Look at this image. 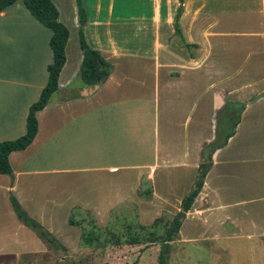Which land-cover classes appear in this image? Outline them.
Masks as SVG:
<instances>
[{
  "label": "crops",
  "instance_id": "crops-1",
  "mask_svg": "<svg viewBox=\"0 0 264 264\" xmlns=\"http://www.w3.org/2000/svg\"><path fill=\"white\" fill-rule=\"evenodd\" d=\"M52 2L69 30L66 60L36 112L33 141L9 154L12 175L0 174V237L17 248L0 256L47 249L35 234L19 249L29 229L11 193L50 230L45 218L73 206L102 222L125 201L149 226L181 211L204 158L210 165L177 241L240 237L264 247V96L253 100L264 92V0H182L190 48L175 34L179 0H82L85 38L112 64L96 85L78 75L76 0ZM51 34L23 0L0 11V141L25 133L28 108L47 83ZM77 229L66 247L79 244Z\"/></svg>",
  "mask_w": 264,
  "mask_h": 264
},
{
  "label": "rangeland",
  "instance_id": "rangeland-1",
  "mask_svg": "<svg viewBox=\"0 0 264 264\" xmlns=\"http://www.w3.org/2000/svg\"><path fill=\"white\" fill-rule=\"evenodd\" d=\"M231 129L232 127H228L227 132ZM221 141L222 137L218 132V137L211 148ZM205 152L207 154L209 150L206 149ZM203 162L206 163L207 159L204 158ZM204 163L201 169L204 168ZM136 213L134 204L125 201L115 211L111 212L109 219L97 222L98 218L92 210L81 209L80 207L78 209L77 206H73L66 216H63L62 212H58V215L54 217L45 218L51 224L52 230H50L27 212L28 216L46 228L65 249L55 250L40 238L47 246L45 251L2 255L0 256V264H102L103 262L159 264L158 255L161 241L173 218L179 212L175 215L162 214L158 217L160 220L154 227H142L138 223ZM2 214L8 220L7 214L3 211ZM15 217L19 220L17 216ZM70 217L79 223V226L85 231L94 230L97 233L96 241L92 245L83 244L81 235L77 246L66 247L62 243L69 234H75V229L80 228L69 223ZM27 227L29 231L20 233L23 238L20 240L19 244L21 246L19 249L31 245L34 238H37L35 231L29 226ZM117 237L121 243L114 245ZM135 237L138 238V242L130 244L129 242ZM8 244H11V242L3 241L1 236L0 247L2 248L0 249L17 252V248L8 247ZM263 256L264 247L259 246L255 240L229 237L216 241L178 242L176 237L169 242L165 260L166 264H264Z\"/></svg>",
  "mask_w": 264,
  "mask_h": 264
},
{
  "label": "trees",
  "instance_id": "trees-1",
  "mask_svg": "<svg viewBox=\"0 0 264 264\" xmlns=\"http://www.w3.org/2000/svg\"><path fill=\"white\" fill-rule=\"evenodd\" d=\"M16 0H0V11L12 5ZM178 6L175 16H174V28L175 34L179 36L180 44L185 48H190L192 45L185 43L181 27L179 24V18L182 11V0ZM23 4L30 14L42 25L51 29L52 34L49 40V46L52 51V62L48 64V78L47 83L42 88L38 99L33 102L27 111L25 120V133L14 139H6L0 141V174L12 175V168L9 163L8 156L12 151L23 150L33 141L37 130H38V120L36 117V112L43 109L48 103L50 96L58 88V77L60 70L62 69L65 60V45L69 36L68 28L60 21L59 11L52 2V0H23ZM79 29H78V40L79 46L82 51V60L79 67V78L85 85H96L102 83L110 75L112 70V64L106 60L101 53L91 47L87 42L83 25L86 22V10L82 4V0H76ZM232 134L229 133L224 139V143L228 137ZM205 165L204 168L199 169L197 178L191 188V190L182 198L181 200V211L186 212L191 207L195 197L199 194L204 177L206 175ZM10 202L12 208L23 224L32 228L37 236L41 238L45 243H47L51 248L55 250L65 249L59 241L51 235V233L44 228L35 219L28 216L25 209L22 207L17 198L11 193ZM79 209V208H78ZM160 218H156L154 222L149 225V227H154ZM69 223L72 225L79 226V223L75 222L72 217L69 218ZM181 221L177 220L173 225L172 222L165 232V236L161 241V247L158 255L159 264H166V253L169 247V242L174 240L178 235V230ZM141 225V224H140ZM146 227L145 225H141ZM81 229V242L85 245H92L96 241L97 233L94 230L85 231L82 227ZM109 241V240H107ZM138 238H133L130 244L137 243ZM121 241L117 237L114 241V245H119ZM102 264H117L111 262H103Z\"/></svg>",
  "mask_w": 264,
  "mask_h": 264
},
{
  "label": "water",
  "instance_id": "water-1",
  "mask_svg": "<svg viewBox=\"0 0 264 264\" xmlns=\"http://www.w3.org/2000/svg\"><path fill=\"white\" fill-rule=\"evenodd\" d=\"M261 96H264V92L257 94V95L253 98V100L258 99V98H260ZM209 165H210V164H207L206 168H207ZM184 214H185V213H184L183 211H180V212L177 214V216H176L175 218H173V220H172V224L174 225V224L176 223L177 220H180L181 218H183V217H184Z\"/></svg>",
  "mask_w": 264,
  "mask_h": 264
}]
</instances>
